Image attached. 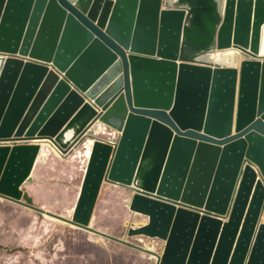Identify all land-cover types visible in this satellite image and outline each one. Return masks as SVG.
<instances>
[{
	"label": "water",
	"instance_id": "95a60500",
	"mask_svg": "<svg viewBox=\"0 0 264 264\" xmlns=\"http://www.w3.org/2000/svg\"><path fill=\"white\" fill-rule=\"evenodd\" d=\"M166 1L0 0V197L45 212L22 190L35 142L66 154L104 126L119 140L95 139L75 207L49 215L157 264H264V0H217L209 51L239 49L238 66L184 58L192 7ZM202 149L215 161L200 171L204 206L184 205L194 228L179 206ZM106 183L134 190L129 208L146 223L128 234L164 241L162 256L92 227Z\"/></svg>",
	"mask_w": 264,
	"mask_h": 264
},
{
	"label": "rangeland",
	"instance_id": "374dc122",
	"mask_svg": "<svg viewBox=\"0 0 264 264\" xmlns=\"http://www.w3.org/2000/svg\"><path fill=\"white\" fill-rule=\"evenodd\" d=\"M230 55L225 59L234 61V54ZM201 56L196 58L202 60ZM97 127L99 125L94 128ZM106 132L111 135L103 134L96 139L112 141L119 137L110 129ZM95 133V130H91L87 137H93ZM85 143L86 140L82 139L76 151L66 154L62 149L55 148L44 155V159L37 160L32 179L22 186L37 207L65 217L73 210L88 160ZM134 194L131 188L106 183L100 193L92 227L146 249L153 248L151 251L162 256L164 241L128 234L130 228L146 223L145 217L129 208ZM37 212L40 211L0 197V264H157L154 256L64 224L56 218L47 215L41 217ZM14 249L22 251L13 252Z\"/></svg>",
	"mask_w": 264,
	"mask_h": 264
},
{
	"label": "bare ground",
	"instance_id": "6f19581e",
	"mask_svg": "<svg viewBox=\"0 0 264 264\" xmlns=\"http://www.w3.org/2000/svg\"><path fill=\"white\" fill-rule=\"evenodd\" d=\"M176 0H167L166 4H173L175 3ZM225 6V2L222 5V9H224ZM263 35H264V26H263V31H262V42H263ZM230 54H234V61H231V59H225L228 55ZM261 54H262V44H261ZM231 56V55H230ZM262 56H264V54H262ZM247 57V54H243L239 49L236 48H228V49H213L207 53L202 54L201 58L202 60H196L199 61L200 63H215V64H222V65H229L230 63H234V62H238L236 65H230V66H238L241 65L243 63V59ZM203 60L209 61V62H205ZM230 61V62H229ZM229 62V63H228ZM258 66H260V61L256 60L255 61V65L252 68V72L254 71L255 73L258 70ZM252 84L254 82H251ZM16 111V110H15ZM15 113V112H14ZM14 115H12V117L10 118V120L8 121V125L5 129L6 132L10 131L12 129V126L15 124L14 121ZM97 126V125H96ZM95 126V127H96ZM92 130H95V135L93 137H85L83 138V140H86L85 143V153H86V157L87 159L89 158L90 154H91V150H92V146L95 142V139L98 136H103V134L105 136L111 135L110 133L106 132V129L104 126L102 127H97V128H93ZM114 133V132H113ZM115 135V134H114ZM113 137V136H111ZM72 139V140H71ZM65 141L68 143L69 147L72 146L73 144V138H72V132H69L66 134V139ZM36 146L40 148V156L38 161L40 160V158H42L44 155H47L50 153L51 150H56L58 149V147H56L54 144L50 143V142H45V141H36L35 142ZM79 143L77 145H75L72 149V151H76V149L78 148ZM56 148V149H55ZM44 159V158H42ZM214 161L215 158L214 156L209 153L207 150L202 149V154L198 160V163L195 166V174L193 175V184L190 186V188L188 189V192L185 196V200H183V203L181 206H179V209L182 210V212L180 213V216L187 222L189 223L192 227L197 228L198 226V222H196L195 218L189 219L187 217L184 216L186 207L190 204H194L195 206H199L201 205V208L204 206V200L206 198V188L208 187L209 183H210V172H208V174L206 175H201V169L209 164L210 166L214 165ZM185 205V206H184ZM45 212H37L41 217H44L45 215L53 217L51 215H49L48 213H51L50 211H46ZM55 218V217H53ZM57 220V218L55 219ZM59 222H62L61 220L58 219ZM264 221V220H263ZM64 223V222H62ZM65 224V223H64ZM149 250V247H147ZM154 250V249H153ZM181 253H182V249L181 246L178 245V249L174 254L173 257V262L177 263L181 257Z\"/></svg>",
	"mask_w": 264,
	"mask_h": 264
},
{
	"label": "trees",
	"instance_id": "16d2710c",
	"mask_svg": "<svg viewBox=\"0 0 264 264\" xmlns=\"http://www.w3.org/2000/svg\"><path fill=\"white\" fill-rule=\"evenodd\" d=\"M179 4H189L192 7L190 23L186 28L184 58L195 59L215 45L216 32L222 18L218 2L217 0H180Z\"/></svg>",
	"mask_w": 264,
	"mask_h": 264
},
{
	"label": "clouds",
	"instance_id": "9594fccd",
	"mask_svg": "<svg viewBox=\"0 0 264 264\" xmlns=\"http://www.w3.org/2000/svg\"><path fill=\"white\" fill-rule=\"evenodd\" d=\"M100 127H102V126H100ZM106 130H108V129H106ZM111 130V129H110ZM113 131V130H112ZM113 132H115V131H113ZM117 135H119V137H120V133H118V132H115ZM119 137H118V139H116V140H119ZM108 142H110V141H108ZM263 220H264V213H263V216H262V223H263ZM149 250V249H148ZM151 251V250H150ZM155 257V256H154Z\"/></svg>",
	"mask_w": 264,
	"mask_h": 264
},
{
	"label": "built area",
	"instance_id": "2783aa9c",
	"mask_svg": "<svg viewBox=\"0 0 264 264\" xmlns=\"http://www.w3.org/2000/svg\"><path fill=\"white\" fill-rule=\"evenodd\" d=\"M118 140H116V139H114V140H112V141H110V142H112V143H115V142H117ZM256 169V168H255ZM263 223H264V221H263Z\"/></svg>",
	"mask_w": 264,
	"mask_h": 264
},
{
	"label": "crops",
	"instance_id": "0c3cea01",
	"mask_svg": "<svg viewBox=\"0 0 264 264\" xmlns=\"http://www.w3.org/2000/svg\"><path fill=\"white\" fill-rule=\"evenodd\" d=\"M203 61H205V62H209V61H206V60H203ZM209 63H211V62H209ZM155 252V251H154ZM156 253V252H155Z\"/></svg>",
	"mask_w": 264,
	"mask_h": 264
},
{
	"label": "flooded vegetation",
	"instance_id": "af4514ba",
	"mask_svg": "<svg viewBox=\"0 0 264 264\" xmlns=\"http://www.w3.org/2000/svg\"><path fill=\"white\" fill-rule=\"evenodd\" d=\"M40 156V155H39ZM39 158V157H38Z\"/></svg>",
	"mask_w": 264,
	"mask_h": 264
}]
</instances>
